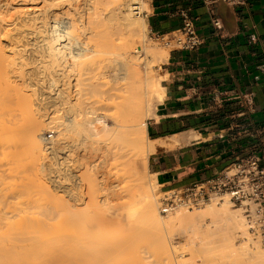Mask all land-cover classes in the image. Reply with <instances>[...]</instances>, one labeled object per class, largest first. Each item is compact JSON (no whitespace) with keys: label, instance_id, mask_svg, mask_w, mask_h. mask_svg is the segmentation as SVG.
Returning <instances> with one entry per match:
<instances>
[{"label":"bare ground","instance_id":"bare-ground-1","mask_svg":"<svg viewBox=\"0 0 264 264\" xmlns=\"http://www.w3.org/2000/svg\"><path fill=\"white\" fill-rule=\"evenodd\" d=\"M146 8V2L130 0H0V142L14 133L20 140L13 152L24 149L33 160L47 152L52 160L47 165L49 185L40 181L36 185L50 193L47 201L52 192L68 196L53 198L54 207L43 195L36 196L40 200L26 197L37 203H30L38 208L31 209L36 216L23 212L30 210L25 199L27 208L13 205L22 211H3L10 216L1 211L0 264H69L76 255L82 260L87 256L82 264H109L115 255L131 253V240L106 236L110 227L123 222L119 207L105 211L120 190L128 206L139 207L146 225L159 233L163 228L176 230L187 243H198L215 228L228 249L220 250L228 251V257L238 256V261L221 264H264V247L247 237L241 211L230 210L226 198L219 206L211 203L190 212L178 208L162 217L154 201L155 180L149 176L148 183L139 176L138 163L147 173L149 154L157 146H168L151 142L146 135L145 120L156 118L155 108L164 96V77L154 76L151 65L168 56L164 50L151 52L145 43L148 27L139 14ZM2 37L9 41L2 45ZM20 42L30 49L17 52L18 58L9 57L7 50ZM49 130L57 135L54 141L44 138ZM83 182L89 189L87 207L74 209L80 200L70 186ZM90 189L104 193L103 201H96ZM11 230L21 237L11 239L7 236ZM1 231L10 239L5 241ZM159 236L162 255L169 260L176 251ZM213 245L207 246L214 249ZM98 257L102 260L97 262Z\"/></svg>","mask_w":264,"mask_h":264},{"label":"crops","instance_id":"crops-1","mask_svg":"<svg viewBox=\"0 0 264 264\" xmlns=\"http://www.w3.org/2000/svg\"><path fill=\"white\" fill-rule=\"evenodd\" d=\"M145 2L149 11L142 16L152 36L171 37L186 14L201 40L193 50L171 48L159 67L164 96L146 135L168 146L149 154L146 169L160 193L208 179L248 156L264 168V0L239 7Z\"/></svg>","mask_w":264,"mask_h":264},{"label":"rangeland","instance_id":"rangeland-1","mask_svg":"<svg viewBox=\"0 0 264 264\" xmlns=\"http://www.w3.org/2000/svg\"><path fill=\"white\" fill-rule=\"evenodd\" d=\"M123 1L127 2L129 0H127V1L123 0ZM139 1L145 2V0H139ZM130 2H131V0H130ZM147 10H148V8H146L145 10L143 9L140 12L143 13L144 11H147ZM124 11H125V8H124ZM140 18L143 19L142 14H140ZM8 41H9V39L7 37L1 38L2 45ZM145 43H146V45H149L150 47H152V48H150L151 52L152 51L155 52L157 50H164L166 52H169V50L171 49V47L164 46V44L159 39H157L156 36H152L150 34L149 30L147 31L146 36H145ZM21 44H22L21 42L17 43L16 46H18V47H16V46L12 47L11 46L10 48H12V49L7 50L8 51L7 54L9 55V57H11L13 59L18 58L19 56H18L17 52H21L25 49H30L27 46L22 47ZM13 59H10V60H13ZM163 62L164 61L152 63V65H151L152 66V73L154 76L155 75H156V77L161 76V74L159 72V67L161 66V64ZM22 88L25 89L26 87L22 86ZM159 104H158V106H159ZM158 106L155 108V113L157 112ZM10 109H13L15 113H18L15 111V109L13 107ZM11 112L13 113L12 110H11ZM11 112H8V114ZM147 120H145V123L147 122ZM9 135L11 136V137H8L10 140H8V138H6L7 139V141H6V139L4 138L5 141L3 140L2 142H0V200L3 201V202L0 201V212L6 211L8 208H10L8 210H11L12 208H14L15 210H18V209L21 210L20 208L16 209L15 206H13V205H16V207H20V206L22 207V205H25L27 208L26 202H28V201H27L26 197H28V198L30 197L29 199H31V197L34 198L36 196L41 198V195H43L45 198L46 197L45 195L50 194V193L46 192L45 190L44 191L46 193H44L43 189L42 188L38 189L39 186L37 187L38 184L36 185V183H39V181L44 182L47 185H49L48 184L49 180H48L47 165L49 164V160H50V163L52 162V160L50 159V156L48 155V153L47 152H41V153H38L40 155L39 156L40 158H38L37 157L38 154H36V155H34V157L36 158L35 160L30 159V158L28 159L27 154H26V150H24V149L18 148L19 151L17 150L16 152H13L15 150L13 148L15 146L14 144H16V141L18 142L20 140V136L17 134L14 135V133L12 135L11 134H9ZM49 136H52V137L48 138ZM56 136H57L56 133H53L50 130L46 131L44 134V138L46 139V141H51V140L54 141V138L56 139ZM7 142L9 144H7ZM1 143L3 144L2 147L4 146V148L1 147ZM10 150H12L13 153H18V154H16V155L12 154L13 155V158H12L11 157L12 155L10 154L12 152ZM24 151H25V153H24ZM24 155H26V157H25L26 159L25 158L23 159ZM41 157H42V159H41ZM30 160L31 161L33 160V161L30 163ZM32 165H34L35 167ZM36 166H37V168H36ZM141 166H142L141 163H138V170L140 172L139 176L141 178H143V180H145L146 182L151 183L152 181L149 179V175H147V173L145 172V170ZM81 171L82 170H80V171L75 170V172L77 174L80 173ZM34 175L37 179L34 177ZM23 185H25L26 187H23ZM34 186H36V187H34ZM29 187H32V188H29ZM70 187L72 188V189L70 188L72 190V194H74V196H76V197L78 196L77 198L80 200L79 202H77L75 204L77 207L75 206L74 209H78V210L79 209L81 210L84 208L86 209L87 203H88L87 201L89 200V189L87 188L88 186H86V183L84 184V182H83L78 187H72V186H70ZM32 189H34L35 191ZM90 190H91L90 192H93V194L91 193L92 195L90 194L92 197L94 194L97 195L98 199L96 201H99L100 199L102 200L105 197L104 193L101 194V192L95 191L93 189H90ZM54 193L52 192V195H50L52 197H49L50 200H48L49 201L48 204H47L48 198L46 197V199H45V202L47 201L46 204L48 206L56 203V200H54L53 198L59 197V196L61 198V195L63 196L62 192H56L55 194ZM117 193H118V195L120 194L119 198L114 199V197H113L114 200H112V199H111L112 201L110 200V202L107 204L108 207L106 205H104V206H106V208L102 206V209L105 208V211L110 212L109 210H107L108 208H111L110 210L112 211V209H114L115 207L116 208L119 207V209L118 208L117 209H118L119 213L121 214V217L123 218V219L121 218V221H123V222H122V224H119V225L116 224V225H113L112 227H110L106 232V236L108 239H114L116 237L117 238L119 237V238H124L128 241L131 240V241H129V243H130L131 247L133 248V251L131 253H129L130 251L124 252L121 255L119 254V256L115 255V257L113 258L114 261L111 259L112 263L109 262V264L110 263L113 264L114 262H115V264H118V263H116L118 261H119V264H221L222 261L224 263V262H226L227 259H228L227 261H233V262H235L236 260L238 261V259H237L238 256L236 253H230L229 255L232 257H230V256L228 257L227 253H229V252L223 251L225 246H224L223 242H221L220 239H218L220 237V235L218 234V230L216 232L215 228L210 229V233H209L207 239L206 238H203V240L201 239L202 243H201V241H199L198 243H187L185 238L183 237V235H181L179 233V231L178 232L176 230L172 231L171 229L168 230V228H167V231H165L166 228L165 229L163 228L164 230L162 229L159 233V231L157 229H156L157 230L156 231L155 228L149 226L148 224L146 225V222L143 220V216H142L141 210H139V207L136 209V207L134 205H133V207L130 206L131 208L128 206L131 204H130V202L127 204V202L125 200L126 194L123 190H120V191L116 192L115 194H117ZM153 194H154V199H155L154 201H156V207H157L158 213L162 217H166V215H163L160 213V199L162 197V194L160 193L159 188L156 185L153 186ZM96 195H94L95 199H96ZM98 196H100V197H98ZM101 196H102V198H101ZM38 197H36L37 200H40ZM80 197H81V199H80ZM36 198H35V200H36ZM63 198L68 200V196H66V195H64L62 197V199ZM24 199L26 200V202ZM42 199H43V197H42ZM17 201L19 202L20 205L19 204L17 205ZM33 201H34V199H33ZM33 201H32V203L30 202V200L28 202V206L30 205L28 207V209H30V210L23 209V212L30 211V216H36V214L31 215V212H32V214L35 213V211L33 213V210L38 211V208L35 205L32 206L33 203H36L35 201L34 202ZM21 202H24L25 204L21 203ZM125 202H126V204H125ZM72 204H73V202H72ZM208 204H211V203H207V204H204L200 207L193 208L194 210L193 209H189V210L186 209L185 211L186 212H188V211L190 212L192 210L196 211L198 209L203 208V206L208 205ZM212 204H214V203H212ZM219 205H220L219 203H215L214 206H219ZM48 206H46V207H48ZM14 209H13V211L11 210L12 213L15 212ZM31 209H33V210L31 211ZM179 209L184 211V209H182V208H179ZM229 209L235 210L236 208L232 207L229 204ZM8 210L6 212H11ZM19 210L16 211L15 213L20 212ZM39 210H40V208H39ZM137 210H139V211H137ZM176 210H178V208ZM42 212L43 211H41V213ZM3 213H5V212H3ZM0 214H2V213H0ZM38 214L39 213H37V215ZM2 215H4V216L9 215L10 216L11 214L5 213ZM126 219H128V221ZM243 220H244V218H243ZM244 223H245V221H244ZM1 230H3V232L8 231L6 228H2ZM211 230H212V232H211ZM12 231L13 230H11L7 233H9V234L12 233L13 235H9V234L7 235V233H5V234L9 237L12 236V237H10L11 239H17L18 237H16V236L21 237L19 234L16 235L15 232L13 233ZM171 232H173V233H171ZM213 232L215 233V235ZM1 233H2V231H1ZM177 233H179V234H177ZM246 233H247V231H246ZM5 234L3 235V233H2L4 240L7 241L6 239L9 237L5 238V236H6ZM157 234L158 235L161 234V236H163V237L165 236L166 238L165 237L164 238L166 239V242H168L170 247L173 246L171 248H174V251H176L175 255H173V253H172V255L169 256V260L165 259V256L162 255L160 241L157 242V240H158ZM211 234L214 236L212 237ZM161 236H159V237H161ZM247 237L251 240V238L248 236V234H247ZM213 239H215V240H213ZM251 241H252V243H256L253 240H251ZM208 243L214 244L215 247H212L214 249H210L211 247L207 246ZM201 244L203 246H205V248L199 249L198 246H196V245H199V247H200ZM220 244H222V245H220ZM257 245L264 247V245L260 244L259 242H257ZM220 246H222V247H220ZM80 248H81V246H80ZM80 248H77V249L80 251L81 250ZM220 248H223V250L222 249L220 250ZM225 249H227V248H225ZM211 251H212V253H210ZM192 252H194V253H192ZM213 253H214V255H213L214 257L212 256ZM231 254H233V255H231ZM76 256L78 259L76 258ZM76 256L72 257L71 259H69L70 257L68 258L70 261L69 264H71L72 262H73L72 264H74L75 262L77 263V262H80V260H82L80 256L79 257H78V255H76ZM210 256L212 259L210 258ZM84 257L86 259L87 256H84ZM84 257H82V258H84ZM88 257H91V256H88ZM117 257H119V258H117ZM73 258H75L74 259L75 261L73 260ZM99 258L100 257L96 258L97 262L102 260V258H100V259ZM166 258H168V256H166ZM85 259L82 260L81 263H77V264L86 263L88 261V258L86 259L87 261ZM92 259L89 258V260H92ZM212 261L214 263H212ZM98 263L100 264L101 261ZM67 264H68V262H67ZM102 264H103V261H102ZM107 264H108V262H107Z\"/></svg>","mask_w":264,"mask_h":264},{"label":"built area","instance_id":"built-area-1","mask_svg":"<svg viewBox=\"0 0 264 264\" xmlns=\"http://www.w3.org/2000/svg\"><path fill=\"white\" fill-rule=\"evenodd\" d=\"M201 1L205 5L223 2L233 7L245 3V0ZM182 16L184 20L181 30L174 32L171 37L156 38L167 47L193 50L201 44V40L195 32L193 22L186 14ZM212 24L220 30L221 23L218 19H214ZM224 198L232 207L242 212L251 240L264 245V168L260 166L256 156L239 159L208 179L162 193L160 213L167 215L177 208L189 210L207 203H219Z\"/></svg>","mask_w":264,"mask_h":264}]
</instances>
